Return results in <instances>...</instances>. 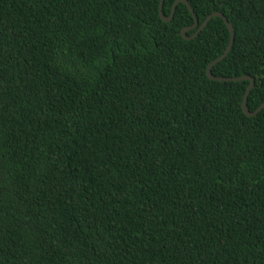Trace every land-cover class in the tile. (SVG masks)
I'll list each match as a JSON object with an SVG mask.
<instances>
[{"label":"trees","instance_id":"16d2710c","mask_svg":"<svg viewBox=\"0 0 264 264\" xmlns=\"http://www.w3.org/2000/svg\"><path fill=\"white\" fill-rule=\"evenodd\" d=\"M187 1L254 111L264 0ZM159 2L0 0V264H264V108Z\"/></svg>","mask_w":264,"mask_h":264},{"label":"water","instance_id":"95a60500","mask_svg":"<svg viewBox=\"0 0 264 264\" xmlns=\"http://www.w3.org/2000/svg\"><path fill=\"white\" fill-rule=\"evenodd\" d=\"M163 2L164 0H160L159 2V16L160 18L165 21V22H169L172 18H173V15H174V12H175V8L177 6L178 3H184L188 10L190 11V13L192 14L193 16V24L188 26V27H184L182 28L181 30V35L183 36V38L185 39H192L194 37H196L198 35V33L207 25L208 21L214 17V16H218L220 17L223 22L225 23L226 27L228 28L229 30V42L224 50V52L219 56L217 57L216 59H214L213 61H211L207 67H206V75L208 76L209 79H212V80H218V81H241V80H248L249 81V84L247 85L246 89H245V92L243 94V98H242V102H241V108H242V111L245 115L247 116H254L255 114H257L262 108H264V103L260 104L254 111H250L248 108H247V97H248V94L250 92V90L254 87V79L252 76L250 75H243V76H239V77H220V76H214L212 73H211V69L212 67L219 61H221L224 57H226V55L228 54V52L230 51L231 49V46L233 44V41H234V27L233 25L227 20V18L225 17V15L222 13V12H219V11H214L212 13H210L206 18L205 20L199 25L198 24V19L193 11V8L191 7V5L189 4V2L187 0H175V2L173 3L172 5V8H171V12L168 16H165L162 12V6H163ZM191 29H196V31L191 34L190 36H187L186 35V32L191 30Z\"/></svg>","mask_w":264,"mask_h":264}]
</instances>
